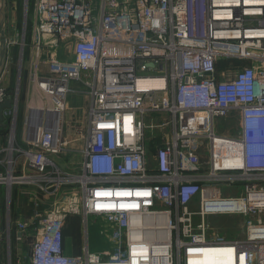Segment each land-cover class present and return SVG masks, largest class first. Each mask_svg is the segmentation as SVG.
Instances as JSON below:
<instances>
[{
  "label": "built area",
  "instance_id": "built-area-1",
  "mask_svg": "<svg viewBox=\"0 0 264 264\" xmlns=\"http://www.w3.org/2000/svg\"><path fill=\"white\" fill-rule=\"evenodd\" d=\"M35 2L23 103L0 85V106L11 103L0 246L31 227L13 217L19 186L50 205L29 264H264V0ZM73 95L88 110L71 138ZM232 115L239 133H220ZM68 152L79 172L54 159ZM76 214L86 242L69 256L64 225ZM227 216L243 219L239 233L214 222ZM93 217L105 218L111 244L94 253Z\"/></svg>",
  "mask_w": 264,
  "mask_h": 264
},
{
  "label": "rangeland",
  "instance_id": "rangeland-1",
  "mask_svg": "<svg viewBox=\"0 0 264 264\" xmlns=\"http://www.w3.org/2000/svg\"><path fill=\"white\" fill-rule=\"evenodd\" d=\"M5 6V19L7 21V36H15V28L19 31L18 35L15 36L16 43L13 45H9L8 53L9 59H7L6 63V74L3 76L0 81V85L8 86L10 91L14 94L20 91V103H23L24 93L26 94V89L28 85V76H27V68L29 67L30 58H27V55L24 54L23 60H21L20 49L22 48L21 44L24 36L26 37V41L30 42L32 39V31H28V25L31 22H34V11H35V0H6ZM1 17V13H0ZM1 20V19H0ZM24 35V36H23ZM10 40V38H9ZM57 52L61 56L70 57L73 56L69 51V46L66 43H59V47ZM21 77L20 81L19 78ZM19 81V84H18ZM85 98L82 99V96H69L68 102L71 108L66 112L65 118L68 119L67 123H70L71 126L75 124V121L83 119L82 110H77L76 106L85 104ZM38 102L39 98H38ZM38 104V103H37ZM38 106V105H37ZM40 107V105L38 106ZM24 105L21 108L20 112V123L22 122L21 116L23 114ZM70 126V127H71ZM239 118L237 115H232L225 120H222L217 130L222 133H229L230 135H236L239 133ZM20 129V126H19ZM74 132L71 131L67 135L71 138L74 137ZM3 143L2 138H0V147ZM57 164L65 167L71 172H79V165L75 163L77 160H80V157L74 152H68L61 156L54 157ZM4 187H0V198L4 196ZM24 189L21 193V187L16 186L15 194H14V208H19L23 213V218L28 220L31 223V227L28 231V234L25 236L24 240H19L16 237L15 229L12 234L11 243L9 241L2 243L0 246V264H29L30 250H31V240L33 235L31 233L34 229L37 231V227L40 225L43 216L45 215L50 205L45 202L40 203L37 200L28 201V195L24 193ZM23 194V196H21ZM78 219L77 215H70L69 224L71 235H75L77 237L81 236V240L83 245L86 242L85 235V225L80 222H75ZM243 221L235 220L234 217H220L215 218V223L219 224L220 227L227 230V233L230 230H235V233H239L238 227L240 223ZM105 230V234L103 235L101 231ZM110 228L107 225L105 218L93 217L90 220V252H98L99 250L108 249L111 244L109 240V232ZM231 234V232H230ZM79 235V236H78Z\"/></svg>",
  "mask_w": 264,
  "mask_h": 264
},
{
  "label": "crops",
  "instance_id": "crops-1",
  "mask_svg": "<svg viewBox=\"0 0 264 264\" xmlns=\"http://www.w3.org/2000/svg\"><path fill=\"white\" fill-rule=\"evenodd\" d=\"M18 33H19V31L15 28V36H17ZM15 36H9L10 41H11L10 45L11 44L14 45L16 43ZM20 52H21L20 55H21V60H22V48L20 49ZM9 56H8V59H9ZM28 57L29 56L27 55V58ZM6 72L7 71H6V68H5L4 75L6 74ZM27 76H28V68H27ZM20 79H21V77L19 78V81H20ZM19 81H18V84H19ZM19 86H20V84H19ZM24 95H25V93H24ZM24 98H25V96H24ZM84 103L85 104L76 106V109L77 110H80L81 109L82 112H83V114H84V116H85V113L88 110V101L85 100ZM69 108H71L70 105H69ZM69 108H68V110H69ZM84 116H83V119H84ZM66 121H68V119H66ZM75 125L78 126V123L76 121H75V124L73 126H71L70 123H67L66 126H65V132L66 133L67 132L69 133L71 131L74 132ZM18 136H19V139H20L21 138V136H20V130H19ZM0 138H2L3 143L1 144V146L3 147V146H5L7 144V141L9 139V137H8V125H6L5 120L0 125ZM2 147H0V148H2ZM15 188H14V194H15ZM32 189L33 188H25L24 189V191H25L24 193H26V195H27V193L30 190L33 191ZM22 191H23V188H21V193H22ZM21 196H23V194ZM1 200H3V197L1 198ZM46 201L47 202H52L53 201V198L52 197H47ZM13 203H14V196H13L12 204ZM14 205L15 204H13V206H12V208H13V217L16 219L18 217V215L21 213V210L19 208H14ZM76 215H74V216H76ZM69 218H70V216H68L66 218L67 220L65 221V225H64V253H66L69 256L81 255V254H83V252H82L83 243H82V240H81V236L80 237H77L75 235H71V233H70L71 230H70ZM77 218L78 219H76L75 222H77V220H78V222H80V225H81V223H83L81 217L79 215H77Z\"/></svg>",
  "mask_w": 264,
  "mask_h": 264
},
{
  "label": "water",
  "instance_id": "water-1",
  "mask_svg": "<svg viewBox=\"0 0 264 264\" xmlns=\"http://www.w3.org/2000/svg\"><path fill=\"white\" fill-rule=\"evenodd\" d=\"M6 0H0V77L2 73L4 72V68L7 63L8 59V47H9V40L8 36L6 34L7 29V21L5 19V6H6ZM150 66H153L152 63H150ZM10 100L6 99V101L0 106V125L3 123V110L10 106Z\"/></svg>",
  "mask_w": 264,
  "mask_h": 264
},
{
  "label": "bare ground",
  "instance_id": "bare-ground-1",
  "mask_svg": "<svg viewBox=\"0 0 264 264\" xmlns=\"http://www.w3.org/2000/svg\"><path fill=\"white\" fill-rule=\"evenodd\" d=\"M24 36V35H23ZM23 39H26V37L24 36V38ZM8 40H9V36H8ZM147 82H149L150 84L151 83H155L156 81H149V80H147ZM39 101H40V98H39ZM37 105L39 106H41V102H38V100H37ZM214 252V256H215V262L216 263H219V262H224V261H228V259L224 256V255H216V253H217V251H213ZM218 252H220V253H224V251H222V250H219ZM213 257V256H212ZM211 257V258H212Z\"/></svg>",
  "mask_w": 264,
  "mask_h": 264
},
{
  "label": "trees",
  "instance_id": "trees-1",
  "mask_svg": "<svg viewBox=\"0 0 264 264\" xmlns=\"http://www.w3.org/2000/svg\"><path fill=\"white\" fill-rule=\"evenodd\" d=\"M31 26H32V23H30V24L28 25V31L31 30ZM24 52H25V55H29L28 49H25Z\"/></svg>",
  "mask_w": 264,
  "mask_h": 264
}]
</instances>
